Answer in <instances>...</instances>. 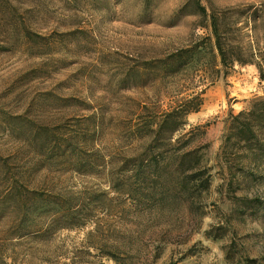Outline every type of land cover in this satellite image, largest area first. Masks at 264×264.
<instances>
[{"label":"rangeland","instance_id":"1","mask_svg":"<svg viewBox=\"0 0 264 264\" xmlns=\"http://www.w3.org/2000/svg\"><path fill=\"white\" fill-rule=\"evenodd\" d=\"M213 11L260 68L222 65ZM261 73L264 0H0V264H264V149H221ZM193 128L210 184L189 195Z\"/></svg>","mask_w":264,"mask_h":264},{"label":"trees","instance_id":"2","mask_svg":"<svg viewBox=\"0 0 264 264\" xmlns=\"http://www.w3.org/2000/svg\"><path fill=\"white\" fill-rule=\"evenodd\" d=\"M200 8L205 15V8ZM223 18H225V14L220 15L218 11H213L211 14L215 45L222 65L230 67L238 63L240 65L252 64L258 67L255 61V53L250 49L245 50L240 42L231 41L228 38V34L222 30ZM261 77L264 78L262 73ZM201 105L202 99L193 98L181 103L172 111L164 113L158 121L156 129L152 130L155 140L162 139L166 142L171 140L173 134L179 132L185 126L186 117L191 113L198 112ZM227 124L228 132L221 147L225 157L228 150L234 152L236 159L243 158V154H241L243 149L253 152V147L256 146L259 151H263L264 98L253 100L245 112H241L238 115L231 114L230 118L227 119ZM168 128L171 129L170 137H162L163 132ZM196 129L199 128H193L192 131L178 138L176 140L177 146H175L178 177L181 179L183 186L187 188L189 195L201 194L203 190L209 188L210 184L209 169L202 165V158L199 155L201 147H192L195 137L191 134ZM155 173H152V176ZM162 199H157V202H162Z\"/></svg>","mask_w":264,"mask_h":264}]
</instances>
